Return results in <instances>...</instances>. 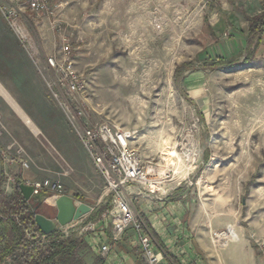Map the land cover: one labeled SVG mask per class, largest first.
Instances as JSON below:
<instances>
[{
  "label": "rangeland",
  "instance_id": "374dc122",
  "mask_svg": "<svg viewBox=\"0 0 264 264\" xmlns=\"http://www.w3.org/2000/svg\"><path fill=\"white\" fill-rule=\"evenodd\" d=\"M262 9L260 0H49L46 11L27 14V41L2 18L0 189L58 181L92 207L76 226L104 213L111 220L112 193L67 101L85 124L136 131L130 144L145 177L121 194L152 241V222L162 225L166 263L264 264V36L249 63L210 65L244 59L246 14ZM48 57L67 58L79 93H66ZM36 196V210L54 217L53 194Z\"/></svg>",
  "mask_w": 264,
  "mask_h": 264
},
{
  "label": "built area",
  "instance_id": "2783aa9c",
  "mask_svg": "<svg viewBox=\"0 0 264 264\" xmlns=\"http://www.w3.org/2000/svg\"><path fill=\"white\" fill-rule=\"evenodd\" d=\"M48 3L49 0H0V15L19 38L27 41V30L24 27L27 14H39L46 11ZM62 51L68 54L69 46L65 45ZM66 59L58 62L54 57H48L46 61L51 68L60 71V84L71 96L79 93L82 88L75 70L68 64H64ZM65 108L69 122L91 157L95 169L102 176L106 190L112 193L114 209L109 213L111 215V220H109L111 238L119 239L122 233L131 227L134 230L136 246L145 264H164L162 253L155 249L150 235L144 230V224L139 221L121 194L122 187L132 183H141L145 177L144 165L130 144L135 138L136 131L108 123L85 124L79 120L81 111L78 107H73L65 101ZM30 184L33 186L32 195L34 196L44 192L53 194L57 198L65 194L62 184L58 181L44 179ZM105 215V213L102 215L103 219H105ZM78 221L57 225L54 231L62 232L60 237H69L74 231L77 233L89 232L95 228V221L76 226ZM25 232L30 241L39 243H44L53 236V232L45 234L33 228H26ZM99 251L105 255L108 251L107 244L101 245ZM1 264H10V257H6Z\"/></svg>",
  "mask_w": 264,
  "mask_h": 264
},
{
  "label": "trees",
  "instance_id": "16d2710c",
  "mask_svg": "<svg viewBox=\"0 0 264 264\" xmlns=\"http://www.w3.org/2000/svg\"><path fill=\"white\" fill-rule=\"evenodd\" d=\"M261 1L263 9L260 12L254 15L246 14L247 43L250 46L252 44L251 50L242 61L223 62L217 58L216 62L210 64L212 67L220 65L228 68L251 61L250 56L254 55L264 34V0ZM190 63L183 62L180 67L189 66ZM187 68L189 67H185ZM177 71L176 67L175 76ZM35 212L38 210H33L32 202L24 199L18 186L11 194H6L0 189V264L6 257H10V264H82V260L77 257L78 250L85 246L82 236L66 238L52 236L44 243L30 241L27 238L26 228L39 230L35 223Z\"/></svg>",
  "mask_w": 264,
  "mask_h": 264
},
{
  "label": "crops",
  "instance_id": "0c3cea01",
  "mask_svg": "<svg viewBox=\"0 0 264 264\" xmlns=\"http://www.w3.org/2000/svg\"><path fill=\"white\" fill-rule=\"evenodd\" d=\"M254 14L256 13H253V14L247 13V15H254ZM1 19L2 17L0 18V21ZM245 38H246V43H247V30H246ZM261 42L259 46L261 45ZM41 207L38 209V212L44 214L47 217H50V214L48 213V211H46L45 209H42ZM162 214L163 213L161 212L159 213V219H162L161 217ZM84 217L82 219H84ZM157 221H154V223H157ZM152 225L154 228L153 241H154L155 249L160 251L162 254L166 255V249L168 248V244H166L167 242L164 241L163 239L164 236L160 234V230L157 229V228H162V225H156V224H153V222H152ZM110 228H111V224L108 219H98L95 221L94 230H91L89 232H80V233H77L74 231V234L71 236H75V237L82 236L83 237L85 241V246L82 249L83 250L86 249L92 256V258H90L92 260L91 264H144L142 255L136 246L135 234H133L134 231L131 233L130 231L128 232L127 231L128 229H127L122 233L119 239L113 240L111 238ZM165 228H169V226ZM157 238L163 242V245L165 248L161 247V245L157 243ZM104 244H107L108 251L105 253V255H102L99 249H100V246ZM82 249L79 250V255L82 252L81 251ZM85 258L86 256L84 255V259ZM193 258L191 261H194L195 263H197V260H194ZM177 260L178 259H176L174 262L171 261L172 264L179 263ZM163 262L164 264H169V263H166L164 258H163Z\"/></svg>",
  "mask_w": 264,
  "mask_h": 264
},
{
  "label": "water",
  "instance_id": "95a60500",
  "mask_svg": "<svg viewBox=\"0 0 264 264\" xmlns=\"http://www.w3.org/2000/svg\"><path fill=\"white\" fill-rule=\"evenodd\" d=\"M18 187L25 200L31 201L33 210L37 208L40 200L32 195L33 186L27 183H19ZM54 206L56 213L54 217H47L42 213H35V223L40 231L45 234L54 232L57 225H66L78 220L87 213L91 212L92 207L86 203H77L73 197L63 194L55 198Z\"/></svg>",
  "mask_w": 264,
  "mask_h": 264
}]
</instances>
